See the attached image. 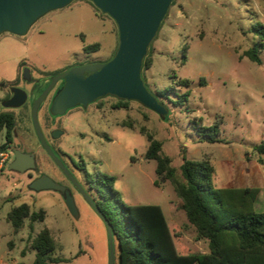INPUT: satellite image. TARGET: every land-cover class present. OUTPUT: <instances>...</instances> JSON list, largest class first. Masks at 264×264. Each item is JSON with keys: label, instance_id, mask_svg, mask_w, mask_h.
<instances>
[{"label": "rangeland", "instance_id": "obj_1", "mask_svg": "<svg viewBox=\"0 0 264 264\" xmlns=\"http://www.w3.org/2000/svg\"><path fill=\"white\" fill-rule=\"evenodd\" d=\"M262 27L264 0H174L150 45L151 66L144 70L147 87L167 108L165 116L138 101L130 100L126 108L120 109L105 98L97 105L102 107L99 112L90 104L88 125H83L78 122L80 111L70 108L73 111L67 114H54L48 99L38 110L47 141L58 148L56 152L61 158L74 160L75 164H68L74 177L93 193L104 211L116 213L122 204L159 205L179 253H208V241L200 239L189 222L173 182L158 175L156 159L146 157L148 136L162 142V154L172 160L176 179L184 181L181 164L185 150L190 159L213 163L218 188L231 178L233 166L226 161V148L230 146L234 162L246 150V157L257 156L252 145L264 142V39L259 32ZM96 43L100 47L87 53V46ZM118 44L114 19L91 0H72L46 13L23 35L8 31L0 34V112L10 110L4 102L12 88L24 89L29 94L22 107L11 108L16 114L12 141H7L6 130L0 133V145H8L2 151L7 158L0 162V264H33L36 251L31 242L44 228L50 230L56 241L51 255L59 260L51 264H109L107 226L73 182L63 179V185L74 197L77 217L70 213L60 192L34 191L29 187L43 172L62 180L57 166L39 147L32 109L52 74L80 63L107 61ZM253 48L260 62L246 54ZM185 79L190 81L189 85L181 83ZM166 89H170L168 96H160ZM187 91L189 99L181 102L180 96ZM54 124L65 129L57 139L49 134ZM211 137L218 141L210 142ZM16 146L37 153L36 169L26 173L9 169ZM102 175L115 178V193L103 182ZM22 203L29 204L32 211L43 209L45 219H26L23 227L15 231L7 216ZM114 249L115 264H119L115 236Z\"/></svg>", "mask_w": 264, "mask_h": 264}, {"label": "trees", "instance_id": "obj_2", "mask_svg": "<svg viewBox=\"0 0 264 264\" xmlns=\"http://www.w3.org/2000/svg\"><path fill=\"white\" fill-rule=\"evenodd\" d=\"M259 32L264 39V27ZM99 47L100 45L96 43L87 46V49L95 50ZM150 53L151 46L144 59L143 78L144 70L152 63ZM246 54L253 61H261L256 48L248 50ZM181 83L189 85L190 81L185 79L181 80ZM169 93L170 89H166L160 96H168ZM189 96L190 92L187 91L179 100L187 101ZM156 97L164 104L158 96ZM15 127V112L1 111L0 133L6 130L7 141H12L11 136ZM148 139L150 144L146 157L156 159L158 175L173 182L189 222L195 226L198 237L208 241L209 252L179 253L164 211L159 205L122 204L114 213L104 211L96 203L110 221L114 236L118 238L119 264H264V211L257 212L254 208L259 190L216 187L213 163L207 159H190L186 156L185 150H182L181 164L184 181H180L175 177L172 160L162 154V142L151 135ZM209 141L218 140L211 137ZM7 149V143L0 145V152ZM253 150L264 155V142L254 145ZM101 178L110 191L115 193L113 188L115 178L108 175H102ZM211 202L217 204L216 207H213ZM7 219L15 231H19L26 219H30L31 222L44 220L45 211L43 209L32 211L29 204L22 203L8 213ZM31 247L36 251L33 264L58 262L59 259L51 255L56 248V241L48 228L42 229L32 239Z\"/></svg>", "mask_w": 264, "mask_h": 264}, {"label": "water", "instance_id": "obj_3", "mask_svg": "<svg viewBox=\"0 0 264 264\" xmlns=\"http://www.w3.org/2000/svg\"><path fill=\"white\" fill-rule=\"evenodd\" d=\"M72 0H0V34L8 31L17 35L27 33L31 25L46 13L68 5ZM102 12L115 21L119 32V44L114 56L106 62L74 65L55 75L50 84L33 104L32 120L37 136L46 152L78 188L82 196L99 214L107 226L110 261L115 264L114 232L110 221L102 213L94 199L86 192L74 175L63 164L48 144L38 119L41 103L59 79L64 80L53 101L52 112L63 114L77 105L87 106L90 102L107 95L123 100L138 101L147 108L165 116L167 108L147 87L143 78L144 59L155 39L162 22L174 0H91ZM29 78V70H26ZM13 95L4 102L6 108L23 106L28 93L18 87L12 88ZM61 131L54 132L59 137ZM14 159L9 169L25 173L36 169L35 154L13 151ZM29 187L34 191L54 190L65 199L70 213L78 216V209L70 189L43 174L32 180Z\"/></svg>", "mask_w": 264, "mask_h": 264}, {"label": "flooded vegetation", "instance_id": "obj_4", "mask_svg": "<svg viewBox=\"0 0 264 264\" xmlns=\"http://www.w3.org/2000/svg\"><path fill=\"white\" fill-rule=\"evenodd\" d=\"M88 46H90V45H88ZM92 50H94V49H87L86 48V52L87 53H91L92 52ZM117 50V49H116ZM116 52V51H115ZM115 52H114V54H115ZM114 54L112 55V57L114 56ZM111 57V58H112ZM110 58V59H111ZM110 59H108L107 61H109ZM97 62H106V61H89V62H85V63H80V64H78V65H84V64H89V63H97ZM72 67V66H71ZM66 71V70H65ZM62 72H64V70L63 71H61V72H57V73H55V74H52L51 75V77H50V80H49V82L46 84L47 86L50 84V82L52 81V77H54L55 75H57V74H59V73H62ZM46 86V87H47ZM64 86V80L63 79H59L56 83H55V85L52 87V89L50 90V92L48 93V95H47V97L44 99V101H46V100H48V99H50V101H53V99H54V97H55V95H56V93L60 90V89H62V87ZM45 87V88H46ZM45 88H43L42 90H41V92L42 91H44V89ZM24 90V89H23ZM26 91V90H25ZM27 92V91H26ZM28 93V92H27ZM13 95V92L11 91V95L8 97V98H10L11 96ZM28 98H29V94H28ZM105 98H108L109 99V104L110 105H113L114 106V104L115 105H117L116 106V108L118 107V108H120V109H124V108H126L127 106H128V103L126 102V101H124L123 99H119V98H117V97H115V96H112V95H107V96H105V97H101V98H98V99H96L95 101H93V102H90L87 106H82V105H77V106H75V107H72V108H74V109H77V111H80V113H81V119L80 118H78V122H79V124L81 123V124H85V125H88V119L86 118V116H87V114H88V109H89V107H90V104H93V105H95V109H96V111H100L101 109H102V107L100 108V107H98L97 105H100V103L102 104L103 103V101H102V99H105ZM110 99H115L116 100V103L114 102V103H112L111 104V102H110ZM28 100V99H27ZM105 100H107V99H105ZM100 102V103H99ZM43 103V102H42ZM22 107V106H21ZM10 110H12L11 108H9ZM70 110H72V109H67L66 110V112L65 113H63V115L64 114H67ZM83 110L85 111V113H82L83 112ZM13 111V110H12ZM73 111V110H72ZM71 113H73V112H70V114ZM62 122L60 121V124H61ZM56 131H61V134H60V136L59 137H54L53 135H54V132H56ZM65 133V129L63 128V127H60L58 124H54L51 128H50V130H49V134H51V136H53V138L54 139H57V138H60L63 134ZM81 134V136H83V134H82V132L80 133ZM45 136V135H44ZM46 138V137H45ZM47 140V139H46ZM40 142V141H39ZM48 142V144L51 146V148H52V150L55 152V154L61 159V161L63 162V164H65V166L68 168V170L74 175V173H73V170L71 169V166H69L68 164H75V162H74V160L72 159V158H70L69 157V159H68V161L67 160H64L63 158H61L60 156H59V154L56 152V150L58 149H56V147L54 148V146H53V144H52V142L51 141H47ZM39 147H41V148H43L44 149V151L46 152V150H45V148L42 146V144H41V142L39 143ZM14 149H19V150H21L18 146H16V147H14L13 148V150ZM22 151V150H21ZM22 152H28V153H34L35 154V161H36V168L38 167V164H39V161H38V157H37V153H35V152H33V151H22ZM47 153V152H46ZM47 155H48V157H49V159H50V161L53 163V164H55L56 166H57V168H58V170L61 172V174H62V180H56V179H54L55 181H57V182H59V183H61V184H64V182H63V179H65V180H68L69 182H71L70 181V179L66 176V174H64V172L60 169V167L56 164V162L50 157V155L47 153ZM28 171H30V170H28ZM28 171H26V172H28ZM25 172V173H26ZM43 174H45V172H43L42 174H40L38 177H40L41 175H43ZM49 176V175H48ZM37 177V178H38ZM36 179V178H35ZM34 180V179H33ZM82 186H83V184H82ZM83 188H84V186H83ZM92 188V187H91ZM85 190H86V192L94 199V201H95V198H94V196H93V193L91 192V191H89V190H87L86 188H84ZM98 192V195L100 196V198H102L103 196L101 195V193H99V191H97Z\"/></svg>", "mask_w": 264, "mask_h": 264}, {"label": "crops", "instance_id": "obj_5", "mask_svg": "<svg viewBox=\"0 0 264 264\" xmlns=\"http://www.w3.org/2000/svg\"><path fill=\"white\" fill-rule=\"evenodd\" d=\"M254 145H252L253 148ZM226 161L232 165V173L230 180L222 188L228 189H244L256 188L259 190L258 197L254 204L255 211H264V155L258 154L246 157L247 150L242 154L238 161L232 159L230 155V146L226 148ZM261 158V160H260ZM234 162V164H233Z\"/></svg>", "mask_w": 264, "mask_h": 264}, {"label": "built area", "instance_id": "obj_6", "mask_svg": "<svg viewBox=\"0 0 264 264\" xmlns=\"http://www.w3.org/2000/svg\"><path fill=\"white\" fill-rule=\"evenodd\" d=\"M0 156L2 157L1 158V164L3 163V162H5V160H6V158H7V153L6 152H1L0 153Z\"/></svg>", "mask_w": 264, "mask_h": 264}]
</instances>
